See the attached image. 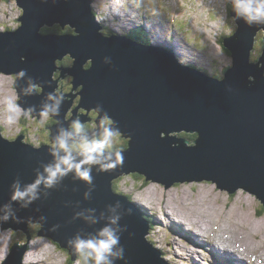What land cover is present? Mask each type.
<instances>
[{
    "label": "water",
    "instance_id": "1",
    "mask_svg": "<svg viewBox=\"0 0 264 264\" xmlns=\"http://www.w3.org/2000/svg\"><path fill=\"white\" fill-rule=\"evenodd\" d=\"M16 1L24 10L23 26L12 34L19 37L0 43V73L18 75L27 70V75L43 88V93L28 96L36 103L47 93L56 92L58 80L64 79L62 75L54 80L56 64L70 55L75 64L66 73L74 77L75 88L82 87L80 106L89 113L102 105L113 121L111 127L130 143L129 149L122 152V166L104 173L93 168L95 188L89 199L84 195L89 185L69 174L56 189L49 190L48 198H44L41 185V198L24 208L22 202L11 201L10 186L17 176L21 177L22 187L34 181L35 169L53 160L50 146L35 149L23 145L21 139L10 143L0 136V208L11 202L15 214L4 221L5 212L0 210L1 223L14 222V231H26L29 222L38 223L41 236L50 237L74 256L68 245L70 239L77 233L91 238L110 224L109 217L119 216L117 225L111 226L120 229L118 247L123 248V258H115L113 264H158L154 251L145 244V230L129 211L127 200H118L113 193V181L123 174L152 177L156 182H148H160L168 189L179 182L206 180L228 195L243 189L264 205V49L258 62L252 60L261 32L264 41V25L249 27L242 20L236 22L235 34L224 39L233 66L219 80L179 64L168 43L164 49L156 45L150 48L128 39L104 38L94 26L90 0H56L55 4L52 0ZM57 24L62 28L70 26L74 33L41 34L43 27ZM106 55L112 57L114 69L102 62ZM250 76L255 77L254 82L249 81ZM17 86L19 90L26 87L27 77L19 78ZM20 96L24 109L33 106L26 104L28 97L22 93ZM65 103L60 107L65 113L59 111L53 116L57 123L51 130H69L76 118L77 111L63 123L73 101L67 107ZM33 113L41 116V112ZM98 113L99 122L103 113ZM183 131L198 135L192 145L187 146L186 139L171 136ZM58 134L53 133L51 139ZM164 134L166 138L162 137ZM166 187L164 191L168 190ZM89 209L94 210V224L76 217L80 212L89 215ZM54 225L60 227L53 231ZM14 255L18 256L15 250Z\"/></svg>",
    "mask_w": 264,
    "mask_h": 264
},
{
    "label": "rangeland",
    "instance_id": "2",
    "mask_svg": "<svg viewBox=\"0 0 264 264\" xmlns=\"http://www.w3.org/2000/svg\"><path fill=\"white\" fill-rule=\"evenodd\" d=\"M159 5L168 16L171 23L175 25V28L183 33L185 37L186 33L190 36V39L188 37L186 38L187 40H191L192 43H190L192 45L187 43L183 37L177 40L180 43L183 42L184 46L187 47L186 52L188 55L194 58L190 63L197 62L210 73V71L213 70L212 66L214 64L212 48L231 58L222 46L220 40L235 31L236 25L229 14V10L226 14L218 13L211 6L212 0H159ZM21 15L22 10L17 6L15 0H0V21L7 20L8 22L7 25L0 24V31L7 28L16 30L20 27L21 23L18 20ZM180 17H183V19H178ZM197 29H203V31H198ZM66 31L71 32V28L67 27ZM263 49L264 46L259 40L253 54L254 60L258 61V59L262 57ZM23 61H25V59ZM63 62L69 63L70 60L65 59ZM1 75L4 74H0V76ZM60 75L61 74L57 72V77H55L54 80H58ZM217 75H219V73H217ZM15 79V75L14 77L8 75L6 76V83L0 82V85L7 84L10 88L9 93L12 92L14 95L13 98L19 102L20 97H18V92L14 86ZM58 81L59 84L63 85L59 92L73 93L74 95L78 93L76 90L72 91V79L69 78L68 75H66L64 79L61 77ZM1 92L2 87H0V95H2ZM76 97L78 98L75 99V105H77L80 100L78 95H76ZM0 99L2 98L0 97ZM0 106H3L2 101H0ZM80 112L83 111L80 110ZM70 113L69 120L73 117V114ZM0 116L2 117L0 119V125L2 124L5 126L3 108H0ZM41 119L42 117L37 119V117H33V115L28 112L23 119L21 115L18 122L13 125L11 129H8L5 134L9 138L14 139L16 136L24 133L29 143H33V141L38 142L39 145L42 143H50V132L46 128L50 126L52 117L49 116L43 126L40 124ZM97 128L98 127L95 129ZM180 135L191 138L187 136L186 133H180ZM126 143L127 140L123 139L120 135V143L117 145V148L126 146ZM191 144L193 143L191 142L190 145ZM150 183L151 182L143 180L140 175H124L115 180V188L118 191L124 192L126 196L123 197L132 202L135 198L142 199L144 202L142 204L148 208H154L153 212L156 213V218L161 219V221L165 218L166 221L169 220L171 222L173 229L164 226V222L160 223L155 218L156 225L154 226L153 235L154 240L160 247H163L162 243H159V241L161 242V236H163V230L160 231L161 226L169 228L170 232L174 235V240L178 244L187 246L185 242L181 241L180 237L189 238L192 241L195 240L204 244L205 240L203 241L200 236L187 227H184V224H177L176 221L184 222L185 224L188 222L191 225L198 223L197 227L199 228H196L197 230L203 228L206 233L210 229L212 233L217 237H221V239L222 237H228L226 238L228 240H237L249 247L247 248L248 250L245 249L246 251L252 253V250H254L256 255L264 260V210L262 204L255 196L244 190L237 191L234 195H228L225 191L220 192V190H217L216 185L210 182L177 184L166 191H164V186L161 184ZM140 187L144 189L141 193ZM139 193L142 197H140ZM128 195L133 197H129ZM118 196L120 197V195ZM137 204L139 205L138 202ZM141 206L144 207L143 205ZM147 211V214L151 216V212H149V210ZM28 227L32 235V241H29V244L32 243L35 245V251H43L39 256L40 260H44L45 255H49L55 263L49 258L42 262H45V264H67L69 254L62 252L63 250H61L60 247L56 246L46 237H40L37 234L40 229L38 223L33 224L29 222ZM0 229H2L1 225ZM6 231L7 235L4 237V250L7 256L5 259L1 260L2 262L0 264H3L7 260L8 254H10L14 244L20 243V247L24 244H28V239L26 238L27 234H25L24 231H14L12 229ZM178 234L180 237L177 236ZM192 236H194L195 239ZM44 244H47L49 247L43 246ZM2 245L3 244L0 243V251H3L1 249ZM206 247H208L210 252L213 249L212 246L206 245ZM49 250H54L56 252L55 258L52 254L47 253ZM183 250H185L187 254L191 251L189 248ZM26 256L27 254L25 257ZM179 257L182 256L180 255ZM168 261H170L171 264H184L180 261L177 262L171 259H168ZM24 262L26 264H35V262L27 263L25 260ZM195 262L201 264L197 262L196 258ZM207 263L209 264V262Z\"/></svg>",
    "mask_w": 264,
    "mask_h": 264
},
{
    "label": "clouds",
    "instance_id": "3",
    "mask_svg": "<svg viewBox=\"0 0 264 264\" xmlns=\"http://www.w3.org/2000/svg\"><path fill=\"white\" fill-rule=\"evenodd\" d=\"M41 2L48 3V0H41ZM52 3L55 4L56 0H52ZM211 6L220 14H226L230 9L234 22L242 20L249 27L264 25V0H212ZM91 8L95 22L101 26L100 33L105 38L113 35L128 37L134 30L143 28L146 30L144 33L149 45L165 41L172 42L174 31L186 39L163 12L159 0H92ZM197 30L203 31V29ZM212 49L214 64L210 74L223 80L226 70L233 66V61L223 53ZM24 59L21 58L22 61ZM177 59L179 64L188 65L194 58L189 56L184 49L179 48L177 49ZM102 62L113 69L115 68L111 56H104ZM18 75L21 79L27 77V86L20 89V93L24 97L36 95L38 85L31 76L27 75V70H21ZM249 81L254 82L255 77L250 76ZM65 99V95L58 91L47 93L40 105L41 126L50 115L59 114ZM32 111H35V106L24 109L15 98L6 97L3 102L4 123L7 126H13L21 115H27ZM96 111L103 113V119L99 122L101 130L98 134L90 136L85 131V125L79 116L72 121L70 130L61 128L59 134L50 144V154L53 160L41 163L35 169L36 178L34 181L22 187L21 177L17 176L12 182L10 186L12 202H22L21 206L27 208L41 198V185L45 189L44 198H48L51 194L49 190L56 189L69 174H74V180H81L89 185V190L84 194L85 199H89L95 188L92 176L93 168L95 167L97 173H104L123 165L124 155L117 148L120 143V133L111 127L113 121L103 110L102 105L98 104ZM33 143L36 148L40 147L38 142L33 141ZM114 148H116L115 151H113ZM0 210L5 212L2 217L4 221L15 217L11 202L4 204ZM109 210L115 212L111 206H109ZM88 211L89 215L85 216L83 212H80L76 214V217H84L90 223H96L94 215L91 214L94 213V210L89 209ZM103 215L101 213V218ZM119 219V216L109 217L110 224L104 226L97 235L91 236V238L85 239L77 233L73 239L68 241V245L76 257L75 264H113L115 258H123V248L118 247L120 229L111 226L117 225ZM59 227V225H54L52 230L55 231ZM114 249L116 250L114 251Z\"/></svg>",
    "mask_w": 264,
    "mask_h": 264
},
{
    "label": "bare ground",
    "instance_id": "4",
    "mask_svg": "<svg viewBox=\"0 0 264 264\" xmlns=\"http://www.w3.org/2000/svg\"><path fill=\"white\" fill-rule=\"evenodd\" d=\"M7 21V20H6ZM129 37V36H128ZM57 67H58V63H57ZM0 74H2V73H0ZM69 76H71V75H69ZM73 79H74V77L73 76H71ZM0 82H2V83H6V76L5 75H1L0 76ZM9 83V82H8ZM58 84H59V81H58ZM57 84V85H58ZM0 87H2V95H0V97L2 98V103L4 102V99L6 98V97H14V95H13V93L12 92H10L9 93V86L6 84V85H0ZM18 99V98H17ZM66 113H70V111L68 110ZM72 113V112H71ZM68 115L69 114H67V119H66V121L65 122H68L69 121V117H68ZM77 118V117H76ZM98 127V126H97ZM98 129V128H97ZM8 142H11V140H8ZM187 146H188V144H186ZM150 184H152V183H150ZM238 191H240V190H243V189H237ZM233 195H234V193H233ZM126 199V198H125ZM127 200V199H126ZM128 202V201H127ZM137 202L139 203V205L137 204ZM129 203V202H128ZM133 203H134V205H135V207H137L139 210H142L144 207H142L141 205H143L142 203H144L143 202V200L142 199H139V198H135L134 200H133ZM144 212H148L146 209H144L143 210ZM151 214V213H150ZM152 215V214H151ZM199 231H203L204 232V229L203 228H201V229H199L198 230V232ZM206 231V230H205ZM7 235V231L6 230H3L2 231V229H0V243H2L3 245L1 246V249L3 250V251H0V263L2 262L1 260H3L5 257H6V254H5V250H4V248H5V243H4V237ZM194 239H195V237L194 236H192ZM35 246V245H34ZM34 246H33V248H34ZM235 246H237L236 244H235ZM227 247V246H226ZM229 248V247H228ZM207 250H208V248H207ZM185 250H183L182 249V252H184ZM43 251L41 250V251H39V250H36L35 251V249L34 250H30V251H28L27 252V256L24 258V260L27 262V263H30V262H36V261H41L40 260V258H39V256H40V254L42 253ZM208 252L210 253V251L208 250ZM180 258H182V257H180ZM196 258V257H195ZM197 259V258H196ZM197 262H199L198 260H197ZM42 264H45V262H42Z\"/></svg>",
    "mask_w": 264,
    "mask_h": 264
},
{
    "label": "trees",
    "instance_id": "5",
    "mask_svg": "<svg viewBox=\"0 0 264 264\" xmlns=\"http://www.w3.org/2000/svg\"><path fill=\"white\" fill-rule=\"evenodd\" d=\"M52 31V30H51ZM134 35L129 36V38H132V39H135V38H139V37H133ZM143 42H146L145 40H143ZM196 138V135L194 136V139ZM263 210H264V207H263ZM148 220H150L148 217H147ZM152 221V220H151ZM179 257V256H178ZM181 259V258H180Z\"/></svg>",
    "mask_w": 264,
    "mask_h": 264
},
{
    "label": "flooded vegetation",
    "instance_id": "6",
    "mask_svg": "<svg viewBox=\"0 0 264 264\" xmlns=\"http://www.w3.org/2000/svg\"><path fill=\"white\" fill-rule=\"evenodd\" d=\"M67 65V64H66ZM68 67V66H67ZM70 78H72V77H70ZM68 117H69V115H68ZM95 127H97V125L95 126Z\"/></svg>",
    "mask_w": 264,
    "mask_h": 264
}]
</instances>
